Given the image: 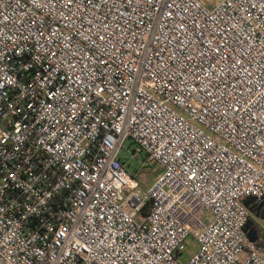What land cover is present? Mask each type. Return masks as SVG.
Segmentation results:
<instances>
[{
  "label": "built area",
  "instance_id": "obj_1",
  "mask_svg": "<svg viewBox=\"0 0 264 264\" xmlns=\"http://www.w3.org/2000/svg\"><path fill=\"white\" fill-rule=\"evenodd\" d=\"M246 198L264 0H0V264H264Z\"/></svg>",
  "mask_w": 264,
  "mask_h": 264
},
{
  "label": "rangeland",
  "instance_id": "obj_2",
  "mask_svg": "<svg viewBox=\"0 0 264 264\" xmlns=\"http://www.w3.org/2000/svg\"><path fill=\"white\" fill-rule=\"evenodd\" d=\"M211 5V2L208 3ZM134 145L129 140L125 141L123 148L120 150V157L122 158L125 168L132 175H137V173L141 174L140 183H139V191L141 196L145 197V190L147 186L153 181L157 169L154 166H141V161L144 157L143 153H139L137 158H134L130 155L132 152ZM260 231L264 233V219L257 221ZM197 245L195 240L192 237L186 238L183 244V250L179 257V261L181 263H185L188 257L196 250Z\"/></svg>",
  "mask_w": 264,
  "mask_h": 264
},
{
  "label": "water",
  "instance_id": "obj_3",
  "mask_svg": "<svg viewBox=\"0 0 264 264\" xmlns=\"http://www.w3.org/2000/svg\"><path fill=\"white\" fill-rule=\"evenodd\" d=\"M253 203H254V198H246L243 200L244 206H246L251 213L255 212L254 216L258 215L257 212L261 208L262 209V215H260V218H263L264 217V199L260 200L256 206H254ZM242 230L245 233L247 239L251 243H255L259 248L264 250V245L261 243H258L259 238H258L256 229L253 226L252 219H250V218L247 219Z\"/></svg>",
  "mask_w": 264,
  "mask_h": 264
},
{
  "label": "flooded vegetation",
  "instance_id": "obj_4",
  "mask_svg": "<svg viewBox=\"0 0 264 264\" xmlns=\"http://www.w3.org/2000/svg\"><path fill=\"white\" fill-rule=\"evenodd\" d=\"M257 214H258L257 216H254L255 212H252V213H250V216H249V218L252 219V221H253V226L255 227L256 231H258V223H257V221L264 219V218H260V215H262V209L261 208L258 210ZM259 241L260 240H258V242Z\"/></svg>",
  "mask_w": 264,
  "mask_h": 264
},
{
  "label": "crops",
  "instance_id": "obj_5",
  "mask_svg": "<svg viewBox=\"0 0 264 264\" xmlns=\"http://www.w3.org/2000/svg\"><path fill=\"white\" fill-rule=\"evenodd\" d=\"M253 204H254V206H256V205L258 204V202H254ZM263 218H264V217H263ZM258 228H259V226H258ZM256 232H258L257 234H258V238H259V240H260L258 243H261V244L264 245V233H262V232L260 231V229H259V231H256Z\"/></svg>",
  "mask_w": 264,
  "mask_h": 264
},
{
  "label": "trees",
  "instance_id": "obj_6",
  "mask_svg": "<svg viewBox=\"0 0 264 264\" xmlns=\"http://www.w3.org/2000/svg\"><path fill=\"white\" fill-rule=\"evenodd\" d=\"M139 183H140V179H139ZM148 210V202H146V204L143 206L142 210H141V213L142 214H145ZM259 231V229H258Z\"/></svg>",
  "mask_w": 264,
  "mask_h": 264
}]
</instances>
